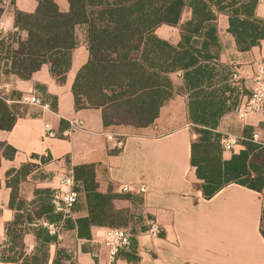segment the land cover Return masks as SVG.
I'll list each match as a JSON object with an SVG mask.
<instances>
[{
  "label": "crops",
  "instance_id": "crops-1",
  "mask_svg": "<svg viewBox=\"0 0 264 264\" xmlns=\"http://www.w3.org/2000/svg\"><path fill=\"white\" fill-rule=\"evenodd\" d=\"M4 1L9 0H0V4ZM54 2L60 12H68L67 0ZM37 4V0L12 1L3 14L6 38L25 36L14 25V11L32 14ZM255 16L264 18V3L257 1ZM190 18V9L184 8L178 26L162 25L154 34L176 46L180 42L179 26ZM215 28L219 49L211 53L215 51L217 59L201 63L198 68L203 71L195 74L178 71L171 75L174 94L160 108L153 124L145 128L105 127L99 109H75L72 86L89 59L85 25L74 29L76 46L64 82H57L45 64L28 80L4 75L0 70V87H6L0 93L7 104L19 105L22 112L11 130H0V144L15 150L11 160L5 159L0 150V240L8 238L5 228L16 221L24 229L23 253L31 255L36 244L34 228L41 221H49L46 217L37 221L33 218L42 193L62 188L61 178L70 171L74 173L75 167L93 164L100 193L112 189L122 194L123 185H130L133 193L144 185L141 210L160 227L155 239L146 233L137 238V263L119 255L115 264H264V189L257 192L229 184L204 199L194 188L197 180L190 152L195 136L188 107L195 93L216 100L217 109L224 112L215 130L220 137L240 135L250 128L260 136L259 125L264 123V111L243 120L236 114L252 94L257 77L262 78L264 87V40L248 51H239L226 14H217ZM232 72L238 74L239 81L232 80ZM190 80H197L195 89L188 86ZM231 95L238 99L233 110L225 107ZM28 97L38 98L42 105L24 103ZM231 156L230 152L221 154L224 161ZM10 170L13 173L6 175ZM12 179L16 181V202L11 209L7 183ZM77 206L73 219L87 217L84 201ZM53 214L58 221L59 215ZM28 216L33 220L28 221ZM104 232L105 228L93 226L89 240L79 239L75 230L64 225L57 241L71 256L72 264H105ZM55 252L56 246L51 244L46 264H52Z\"/></svg>",
  "mask_w": 264,
  "mask_h": 264
},
{
  "label": "trees",
  "instance_id": "trees-1",
  "mask_svg": "<svg viewBox=\"0 0 264 264\" xmlns=\"http://www.w3.org/2000/svg\"><path fill=\"white\" fill-rule=\"evenodd\" d=\"M67 2L69 9L66 13L58 10L54 0H37V9L32 14L14 11V25L25 32V36L10 35L0 42V70L3 66L4 75L12 74L20 80H28L45 64L57 82H64L71 66V52L76 46L74 29L85 25L89 59L77 72L72 86L74 107L76 110L99 109L105 127L137 129L153 124L160 108L174 94L171 75L178 71L195 74L203 71L198 68L201 63L217 59L215 51L211 53L219 49L215 28L217 14L228 16L229 32L239 51H248L264 40V18L255 16L257 0ZM184 8L190 9L191 18L179 26L180 42L173 46L158 39L155 29L162 25L178 26ZM197 84V80L188 82L192 89ZM195 95L188 107V119L195 136L190 152V165L197 180L194 188L204 199H210L229 184L261 192L264 189V147L251 141L256 131L247 129L249 133H243L245 141L241 143V150L228 161L222 160L220 135L215 130L224 112L217 109V101L211 97L200 93ZM21 114L19 105H9L4 98L0 100V130H11ZM259 131L260 141L264 142V123L259 125ZM0 150L5 159L11 160L15 154V150L6 144H0ZM12 173L10 170L6 175ZM74 178V190L78 195L76 203L82 195L81 200L87 209V217L72 218L65 223L67 229L76 231L77 238L89 240L93 226L124 230L130 227L126 218L128 211L118 209L115 202L135 194L140 205V193L120 194L112 189L106 193L98 192L93 164L75 167ZM7 185L11 189L9 207L12 209L16 181L12 179ZM39 201L33 212L36 221L53 214L51 194L42 193ZM123 214L126 222L121 221ZM26 219L33 220L29 216ZM16 224L14 221L6 226L8 238V227ZM140 228L135 234L127 232L135 249L137 238L147 232L148 226ZM33 235L36 243L33 253L24 255L20 241V256L6 262L46 264L49 246L54 244L56 252L52 264L73 263L67 250L44 228L36 226ZM126 258L132 263L138 260L136 252Z\"/></svg>",
  "mask_w": 264,
  "mask_h": 264
},
{
  "label": "built area",
  "instance_id": "built-area-1",
  "mask_svg": "<svg viewBox=\"0 0 264 264\" xmlns=\"http://www.w3.org/2000/svg\"><path fill=\"white\" fill-rule=\"evenodd\" d=\"M13 0L8 2H3L0 4V42L6 36V27L4 24L3 14L5 10L11 5ZM260 3H264V0H257ZM232 80L239 81V76L236 72H232ZM1 89H6L5 86L0 87ZM0 100H3V95L0 93ZM24 103L41 106V101L36 97L25 98ZM264 108V87L262 83V78L257 77L254 82V88L252 94L239 106L236 110V114L239 119L243 120L246 117L260 113ZM52 136V133H48ZM241 138L234 135H225L220 137L219 144L224 152L235 151L241 147ZM253 143L259 144L264 147V142L260 141V136L258 133H253L251 137ZM60 184L62 188L54 190L51 193V205L53 212L59 215V220L57 222L41 221L37 226L44 228L50 236L60 237V231L63 228L64 222L72 219L74 216V207L77 201V192H75V178L73 171H70L64 177L61 178ZM121 192H130V185H123L120 187ZM145 186L140 185L137 189V193L143 194L145 192ZM147 232L146 234L151 238L155 239L160 235V227L155 220H148L147 222ZM104 247L107 251V260L105 264H115L117 262L118 256L122 251L128 250L131 247V236L126 230L121 228H110L105 229L104 237L102 241ZM0 264L1 261H0Z\"/></svg>",
  "mask_w": 264,
  "mask_h": 264
},
{
  "label": "rangeland",
  "instance_id": "rangeland-1",
  "mask_svg": "<svg viewBox=\"0 0 264 264\" xmlns=\"http://www.w3.org/2000/svg\"><path fill=\"white\" fill-rule=\"evenodd\" d=\"M4 39H6V36H5V38H3V40ZM1 69L4 70V67L2 66ZM0 79L2 81V78H0ZM237 103H238V99L236 98V96L231 95L229 97V101L227 103V106H225V107H227L229 110H233L236 108ZM244 132L246 135L249 133L247 129H244V131L242 130V132H240V135H235V136L241 138V140H240L241 143L243 141H245V139L243 138ZM238 149H240V148H238ZM238 149H236L235 151H231L230 153H232V155L237 154ZM126 193H129V192H126ZM126 193L122 192V194H126ZM81 198H82V195H79V200L76 203L77 205H79V202L81 205V201H82ZM137 198H139V197L137 195L133 194V196L124 197L121 200L115 202L116 207L118 209L128 211L126 213L127 214L126 218L129 220V224H130L131 228L129 227L126 231L129 232L130 234L137 233L141 229L140 227H142L144 225L146 226L147 222H148L146 220L144 213L141 210V206L139 205ZM15 202H16V200H15ZM15 202H14V204H15ZM77 207H80V206H77ZM124 214H123V218L121 217L122 222H126V219H125L126 214L125 215ZM48 218L50 220L56 219L54 222H57V217L54 214L48 215ZM65 223L66 222H64L63 227H64ZM133 225H136L134 227H136L137 230H134ZM22 230H24V229H21L19 226H17V224L15 226L11 225V227H8V230H7L10 237L5 238V240H3V239L0 240V261L2 264L6 263V261H8V259H13V258L18 259L17 257L20 256L19 253H21V251H22L21 246H20ZM61 231H62V229H61ZM263 231H264V223H263ZM10 238H11V240H10ZM13 240H14V242H13ZM133 253H135V247L132 244V246L128 250L122 251L120 253V255H122L124 257H128V256L132 255Z\"/></svg>",
  "mask_w": 264,
  "mask_h": 264
}]
</instances>
